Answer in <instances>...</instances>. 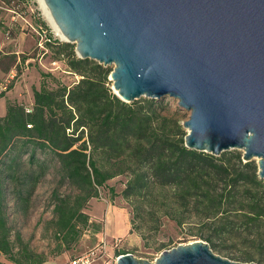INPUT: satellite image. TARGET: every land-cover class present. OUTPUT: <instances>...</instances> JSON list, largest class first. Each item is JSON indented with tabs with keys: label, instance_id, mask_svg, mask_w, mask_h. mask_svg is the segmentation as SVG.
Listing matches in <instances>:
<instances>
[{
	"label": "trees",
	"instance_id": "16d2710c",
	"mask_svg": "<svg viewBox=\"0 0 264 264\" xmlns=\"http://www.w3.org/2000/svg\"><path fill=\"white\" fill-rule=\"evenodd\" d=\"M44 45L50 47V42ZM64 64L81 77L52 87L42 81L31 86L30 112L20 102L4 100L0 255L6 261H45L9 226L7 210L11 202L13 209L25 213L35 185L52 164L59 181L71 190L63 196L52 194L54 254L69 249L92 226L83 210L87 201L120 174L127 175L120 196L131 207L128 232L134 230L143 245L164 217L177 226L205 228L208 234L199 231L193 236L213 252L224 250L225 241L239 235L248 245L264 247V181L257 178L253 159L243 162L238 151L214 156L186 148L185 131L160 99L123 102L108 87V68L72 53ZM39 76L52 75L39 72ZM125 252L132 251L121 249L116 255Z\"/></svg>",
	"mask_w": 264,
	"mask_h": 264
},
{
	"label": "water",
	"instance_id": "95a60500",
	"mask_svg": "<svg viewBox=\"0 0 264 264\" xmlns=\"http://www.w3.org/2000/svg\"><path fill=\"white\" fill-rule=\"evenodd\" d=\"M79 58L102 66L111 92L176 101L188 116L183 145L214 156L238 149L264 181V0H42ZM114 264H256L215 254L200 239L153 261L129 252Z\"/></svg>",
	"mask_w": 264,
	"mask_h": 264
},
{
	"label": "rangeland",
	"instance_id": "374dc122",
	"mask_svg": "<svg viewBox=\"0 0 264 264\" xmlns=\"http://www.w3.org/2000/svg\"><path fill=\"white\" fill-rule=\"evenodd\" d=\"M39 24L50 39V47L44 49H38L35 41L37 39L36 34L27 24ZM0 32L2 37H16L20 34V44H24L29 40L31 47L28 50V54L39 59V62L34 61L35 69H31L30 72L25 74V78L20 74V71L32 65V63H24L21 58L23 54H11L9 51L13 50V44H8L7 48L0 49V78H2L9 70L15 72L16 77L11 82L10 88L15 85L12 92L18 93L19 101L23 106H31L28 104V85L27 82L36 81L44 82L48 87H52L55 84H68L73 80L72 73L67 72V67L64 68V72H60L57 69L49 70L52 65L48 64L49 60H56L62 54L63 58L71 53L76 56L74 42H67L61 40L55 33L53 27L48 22L46 14L43 12L39 5L38 0H0ZM60 50L58 56H56V49ZM6 52V53H5ZM26 53V52H24ZM16 57L18 60L16 61ZM77 57V56H76ZM111 70L112 64L104 66ZM63 68V67H62ZM39 72L50 73L52 76L39 78ZM108 78V74L106 79ZM108 87L110 88L111 82L107 79ZM38 86V84H37ZM7 90V91H8ZM6 91V92H7ZM111 91V89H110ZM4 92V93H6ZM8 93L7 96L12 95ZM3 93V95H4ZM145 97H139L142 99ZM162 105L166 108L168 115H174L181 123L188 116V112L181 108H178L176 101L169 97L160 99ZM3 99L0 98V113H2ZM182 128V127H181ZM184 131L185 129L182 128ZM186 132V131H185ZM226 151H238V149H229ZM127 179L126 174H120L108 179L104 185L98 188V194L95 197L90 198L84 211L90 218H94L95 221H90L92 226L82 231L80 238L69 249L55 253L54 241L52 235V206L53 198L52 194L63 196L71 193L70 188L64 183L59 181V174L56 164H52L45 172L43 177L35 185L34 191L30 197L29 205L25 213L16 211L11 207L8 208V223L9 226L17 231L20 235L22 243L27 248L40 256L45 257V264H65L68 260L74 256L85 252L86 250L96 248L98 256L92 264H114L116 253L119 250L132 251L131 254L135 257L143 258L148 261L153 259L164 249H169L177 244H183L191 240H196L193 236L196 232H202L208 234V231L203 228L199 229L194 225H182L177 226L171 220L167 218H161V223L155 232L148 238L147 244L143 245L141 239L134 230L122 231V225L118 226V219L122 217L124 225L129 224V218L131 216V207L129 203L121 198L120 191L124 187V183ZM88 230V231H87ZM118 232V233H117ZM120 234V235H118ZM101 241L106 243L105 249L99 247ZM225 249L220 251H214L221 257L237 262L246 261V255L252 256L251 262L256 263V258L263 260L264 264V247L252 246L245 243L242 236L238 238H230L225 241ZM99 247V248H98ZM0 261H6L0 255ZM249 261V262H250Z\"/></svg>",
	"mask_w": 264,
	"mask_h": 264
},
{
	"label": "built area",
	"instance_id": "2783aa9c",
	"mask_svg": "<svg viewBox=\"0 0 264 264\" xmlns=\"http://www.w3.org/2000/svg\"><path fill=\"white\" fill-rule=\"evenodd\" d=\"M27 25L33 30V32L37 36V39L35 41L37 48L44 49V42L50 41L49 36L46 34L45 30L42 29L39 24L31 25L28 23ZM48 64L52 65V68H49V70L57 69L60 72L61 71L64 72L65 71L64 68H66L64 64V58L62 55L59 56V59H56L53 61L49 60ZM72 76H73V80H71V82L73 83L76 82L81 77L75 73H72ZM15 77H16L15 72H13V70H9L2 78H0V94H3L4 92L8 90L9 86L11 85V82L14 80ZM24 111L30 112L31 107L24 106ZM105 246H106V243L101 241L99 247H101L102 249H105ZM95 249L96 248L86 250L85 252L74 256L73 258L68 260L65 264H92V262H94L98 256V253L96 252L97 250Z\"/></svg>",
	"mask_w": 264,
	"mask_h": 264
},
{
	"label": "crops",
	"instance_id": "0c3cea01",
	"mask_svg": "<svg viewBox=\"0 0 264 264\" xmlns=\"http://www.w3.org/2000/svg\"><path fill=\"white\" fill-rule=\"evenodd\" d=\"M19 40H20V34L16 35V37H2V34L0 32V49L1 48H4V47L7 48L9 43H10V45L13 44V50L14 51L11 50L8 53L16 54V55L19 54V53L20 54H23L24 57L21 58V61H24L23 62V65H25L26 63H28V64L32 63V65H30V66L27 65V67H24V69L22 71H20V74L23 77L22 79H24L26 77L25 74L27 72H30L31 69H35V67H34L35 62L34 61L37 60V62H39V59H36V57L28 54V50L31 47L29 40H27V42L25 41L24 44H20L19 43ZM24 52H26V53H24ZM15 59L17 61L18 60V57H16ZM37 84H38V77H36V81L35 82L34 81L33 82L32 81L27 82V85H28V89L27 90H28V96H29V98H28V104H31V86L37 87ZM14 87H15V85L12 87V89H9L6 93H4L3 96L0 97V98L3 99V107H2V110L3 111H2V113H0V116L3 115L4 114V111H5V107H4V100L5 99L15 100L17 102L19 101L18 93L17 92H15V93L12 92V90H13ZM11 92H12V95L7 96V94L8 93H11ZM96 217L97 216H94V218H96ZM94 218L92 219V218L89 217V222L91 220L92 221H95ZM121 225L123 227L121 230L122 231H125L126 230L127 233H129L128 232L129 231V224L126 223L124 225L123 220H122V217H120L118 219V226H121ZM86 229H88V228H86ZM86 229H84V230H86ZM118 235H120V234H118ZM45 263H46V260L43 261L40 264H45Z\"/></svg>",
	"mask_w": 264,
	"mask_h": 264
},
{
	"label": "bare ground",
	"instance_id": "6f19581e",
	"mask_svg": "<svg viewBox=\"0 0 264 264\" xmlns=\"http://www.w3.org/2000/svg\"><path fill=\"white\" fill-rule=\"evenodd\" d=\"M38 2H39L40 7L42 8L43 12L46 14L47 19H48V22H49V23L51 24V26L53 27V29H54L56 35H57L61 40H64V41H65L64 36L61 34V32L58 30V28H57V27L54 25V23L52 22V20H51L49 14H48L47 11H46L45 6H44L43 3H42V0H38Z\"/></svg>",
	"mask_w": 264,
	"mask_h": 264
}]
</instances>
